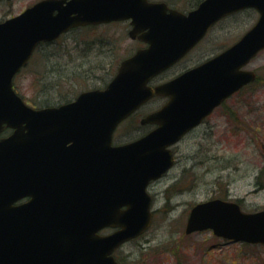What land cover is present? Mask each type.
Segmentation results:
<instances>
[{"label":"water","instance_id":"obj_1","mask_svg":"<svg viewBox=\"0 0 264 264\" xmlns=\"http://www.w3.org/2000/svg\"><path fill=\"white\" fill-rule=\"evenodd\" d=\"M248 8L259 18L235 44L170 82L147 85L217 21ZM121 20H130L129 36L141 33L138 38L148 47L124 60L103 90L43 109L27 106L14 92L13 77L39 43L78 26ZM263 49L264 0H203L188 14L167 13L164 3L147 0H41L0 23V131L4 125L14 129L0 142V192L14 189L15 181L7 178L15 173L18 135L37 136L38 192H44L20 211L0 199L6 207L0 212V264H117L113 250L150 224L146 186L171 166L166 146L252 82L254 72L241 68ZM154 94L170 98L142 121L158 127L139 140L111 146L116 126ZM30 156L29 149L21 154L23 161ZM30 169L24 163L22 175ZM105 227L119 229L99 236ZM204 230L232 242L264 245V210L245 213L237 203L219 199L199 203L185 233Z\"/></svg>","mask_w":264,"mask_h":264},{"label":"rangeland","instance_id":"obj_2","mask_svg":"<svg viewBox=\"0 0 264 264\" xmlns=\"http://www.w3.org/2000/svg\"><path fill=\"white\" fill-rule=\"evenodd\" d=\"M37 1L0 0V22ZM152 1L170 2L188 11L195 0ZM256 19L257 14L250 9L224 18L183 64L165 72L159 80L171 79L184 65L192 66L228 48ZM128 30V24L120 22L72 31L50 47L40 46L16 76V90L27 104L39 107L38 102L58 104L86 90L104 88L120 62L140 47L129 38ZM99 42L104 43L102 48ZM246 69L256 73V80L232 94L206 125L173 148L176 164L165 177L148 186L151 224L142 236L118 250L120 263L264 264L262 245L229 242L211 231L184 232L188 213L199 202L219 198L237 202L243 212L264 210V50ZM159 102L153 99L119 126L115 143L143 135L146 127L139 121Z\"/></svg>","mask_w":264,"mask_h":264},{"label":"flooded vegetation","instance_id":"obj_3","mask_svg":"<svg viewBox=\"0 0 264 264\" xmlns=\"http://www.w3.org/2000/svg\"><path fill=\"white\" fill-rule=\"evenodd\" d=\"M3 1H5V2H10L11 0H3ZM148 1H152V0H148ZM201 1V0H200ZM199 1V2H200ZM156 2V1H155ZM199 2H196V0L193 2V6H191V9H187L188 11H182V10H179V9H177L176 7H174L173 5H175V4H173V3H170V2H162V3H164V4H166L167 5V9H168V12L171 10V9H173V10H177L178 12H181V13H184V14H187L190 10H192V8L194 9V8H196V6L199 4ZM190 4V5H191ZM176 6V5H175ZM26 9V8H25ZM24 9V10H25ZM22 12V11H21ZM20 12V13H21ZM19 14V13H18ZM123 22H126L127 24H128V26H129V30L131 29V26H130V22L129 21H123ZM117 23H119V22H117V21H112V22H105V23H99V24H88V25H85V26H81V27H79V28H77V30H90V29H96L97 27H99V26H104V25H113V24H117ZM129 30H128V32H129ZM205 39V37L199 42V43H197L189 52H187L175 65H173L171 68H169V69H167V70H165L164 72H162L160 75H158L157 77H155V78H153L151 81H150V85L151 86H155V85H157V84H161V83H165V82H167V81H169V80H171V79H173V78H177V77H179V76H181L183 73H185V72H187L188 70H190V69H192V68H194V67H196V66H199L200 64H202V63H204V62H206L207 60H209L210 58H212L213 56H215V55H213V56H211V57H209V58H204L201 62H199V63H195V64H193L192 66L190 65V64H186V65H184L183 67H182V69L178 72V73H176L175 75H174V77L173 78H171V79H168V80H159V77H161L165 72H167V71H169V70H171L173 67H175V66H178L179 64H183L184 63V61L191 55V53L195 50V48L203 41ZM132 41H137V42H139L140 43V47L135 51V52H137L138 50H140V49H143V48H146L148 45L146 44V43H144L142 40H140L139 38H138V36L137 37H135L134 39H131ZM99 44H100V46L99 47H103V44L104 43H101V42H99ZM101 47V48H102ZM135 52L131 55V56H133L134 54H135ZM218 54V53H217ZM131 56H129V57H131ZM129 57H127V58H129ZM126 59V58H125ZM159 99L160 100V102L158 103L159 105L157 106V107H155V109H153V110H150V111H148V113L146 114V115H144V117L143 118H145L147 115H149V114H151V113H153V112H155V111H157V110H160L161 108H163V106L167 103V101H168V97H166V96H157V97H154V98H152V99ZM151 99V100H152ZM225 103V101L224 102H222L218 107H216V108H214L213 109V111L208 115V116H206V117H204V118H202L201 120H200V122L196 125V126H194L193 128H191L190 130H188L181 138H180V140H179V142L177 143V144H175L174 146H172L171 147V151H172V153H173V156H174V165L176 164V162H177V157H176V155H175V153H174V149L173 148H175V147H177L178 146V144L182 141V140H184L186 137H188L189 135H191L192 133H194L196 130H198V129H200L201 127H203L204 125H206L207 124V119L211 116V115H213L215 112H216V110L219 108V107H221L223 104ZM141 108V107H140ZM140 108L131 116V117H129L126 121H128V120H131V118L132 117H134L137 113H138V111L140 110ZM142 118V119H143ZM142 119H140V121H139V123L141 124V120ZM125 121V122H126ZM124 122V123H125ZM122 125V124H121ZM120 125V126H121ZM143 127H146V130H145V132L143 133V134H147L148 132H150V131H152L153 129H155L156 128V124H151V123H146V124H141ZM207 128L205 127V129L204 130H206ZM13 131H14V129H12L11 127H7V126H3L2 127V129H1V131H0V142L1 141H3V140H6V139H8L11 135H12V133H13ZM206 133H207V131H206ZM205 134V133H204ZM206 135V134H205ZM31 137V136H30ZM37 138V136H35V137H33V138H28V136H22V135H18V140H19V142L18 141H16L15 143H14V153H15V156H16V159H15V165H14V167H15V173H14V176H9L7 179H8V181H10L11 180V177L13 178V180L15 181L14 182V189L12 188V190L11 189H9V190H4V191H1L0 192V199H1V202H6V201H9V208H15V209H17V211H20V210H22V206H24V205H26V204H28L29 202H31V204L33 203H37L38 202V199H39V197H42V194H44V192H38V182H37V172H36V166H37V153H38V150H37V142H34V139H36ZM22 139H24L25 141L26 140H30L31 142L30 143H24L23 144V141H22ZM124 143H127V142H124ZM124 143H121V144H124ZM113 145H119V144H116L115 143V139L113 140V143H112ZM9 147H11V145H9ZM29 149V151H30V153H31V156L26 160V161H23L22 160V158H21V154L23 153V151L24 152H26L27 150ZM12 151V150H11ZM5 152H9V150L7 149V150H4V151H2V153L4 154ZM34 154H35V157H34ZM24 163H28V165H30V167H31V169H30V172H26V173H24V175H22V173H21V168H22V166H23V164ZM10 164H11V162H10ZM171 170V169H170ZM169 170V171H170ZM168 171V172H169ZM167 172V173H168ZM167 173L166 174H164L163 176H162V178L163 177H165L166 175H167ZM162 178H160V179H162ZM151 184V183H150ZM149 184V185H150ZM222 200H224V199H222ZM36 206H37V204H36ZM0 212H2V211H5V209H6V207H5V205L4 206H0ZM114 231V229H104V230H102L101 232H99V234L100 235H107V234H110V233H112ZM120 249V248H119ZM119 249H117V250H115L114 251V253H113V256H114V258H115V260L118 262V263H120L118 260H117V258H116V256H117V252H118V250ZM120 264H126V263H120ZM128 264H130V263H128Z\"/></svg>","mask_w":264,"mask_h":264},{"label":"trees","instance_id":"obj_4","mask_svg":"<svg viewBox=\"0 0 264 264\" xmlns=\"http://www.w3.org/2000/svg\"><path fill=\"white\" fill-rule=\"evenodd\" d=\"M200 0H196V2H199ZM52 45H54V43L52 44V43H49V44H43L42 45V47H45V48H47V47H50V46H52ZM42 47H40V48H42ZM65 103V102H68V100H66V101H59V103L58 104H61V103ZM35 104V103H34ZM57 103L56 104H51V103H45V104H42V103H39L38 102V106L39 107H46V106H51V105H58ZM36 105V104H35ZM37 107V106H36Z\"/></svg>","mask_w":264,"mask_h":264}]
</instances>
